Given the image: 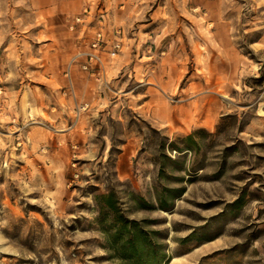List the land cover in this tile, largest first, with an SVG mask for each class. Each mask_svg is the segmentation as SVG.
Returning <instances> with one entry per match:
<instances>
[{
  "label": "rangeland",
  "instance_id": "rangeland-1",
  "mask_svg": "<svg viewBox=\"0 0 264 264\" xmlns=\"http://www.w3.org/2000/svg\"><path fill=\"white\" fill-rule=\"evenodd\" d=\"M110 190L162 264H264V0H0V264H123Z\"/></svg>",
  "mask_w": 264,
  "mask_h": 264
},
{
  "label": "trees",
  "instance_id": "trees-1",
  "mask_svg": "<svg viewBox=\"0 0 264 264\" xmlns=\"http://www.w3.org/2000/svg\"><path fill=\"white\" fill-rule=\"evenodd\" d=\"M192 135H188L186 141H191ZM170 147L181 150L175 143ZM167 190V189H166ZM169 192H181L182 189H171ZM162 199V198H161ZM96 205L100 216L105 221L102 231L108 241V248L115 251L122 259L123 264H162L166 257L162 245H158L151 236L154 230L145 227L146 219H134L125 214L120 206L119 198L114 190L97 194ZM162 206L167 204V199H162Z\"/></svg>",
  "mask_w": 264,
  "mask_h": 264
},
{
  "label": "bare ground",
  "instance_id": "bare-ground-1",
  "mask_svg": "<svg viewBox=\"0 0 264 264\" xmlns=\"http://www.w3.org/2000/svg\"><path fill=\"white\" fill-rule=\"evenodd\" d=\"M24 101H26V100H28V94L27 93H25L24 94ZM22 113L24 114V113H27V108L26 109H24L23 111H22ZM35 118V117H34ZM16 124H18V120H16ZM27 128H28V126H25L24 128H22V129H20V131H21V133L19 134V137L18 138H23V136L26 134V130H27ZM13 129L14 128H11V130L13 131ZM17 130H19V129H17ZM12 133V132H11ZM15 137H11V143L12 144H15L14 142H15ZM17 145H22V142H19ZM23 147H24V149L25 150H27V148H28V145L27 144H24L23 145ZM14 150H17V147L16 146H14Z\"/></svg>",
  "mask_w": 264,
  "mask_h": 264
},
{
  "label": "built area",
  "instance_id": "built-area-1",
  "mask_svg": "<svg viewBox=\"0 0 264 264\" xmlns=\"http://www.w3.org/2000/svg\"><path fill=\"white\" fill-rule=\"evenodd\" d=\"M79 19H80V18L78 17V18H77V21H78ZM100 36H101V34H99V35H98V39H97L96 41L93 42V46L96 47V46L98 45V43H99L98 41L100 40ZM89 55H90V58H91V59H95V58L98 59V58H99L98 54L95 53V52H90Z\"/></svg>",
  "mask_w": 264,
  "mask_h": 264
}]
</instances>
